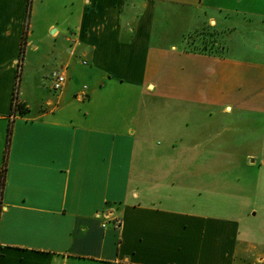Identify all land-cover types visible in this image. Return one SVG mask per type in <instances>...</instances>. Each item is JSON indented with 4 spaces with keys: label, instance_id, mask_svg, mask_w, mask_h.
<instances>
[{
    "label": "crops",
    "instance_id": "1",
    "mask_svg": "<svg viewBox=\"0 0 264 264\" xmlns=\"http://www.w3.org/2000/svg\"><path fill=\"white\" fill-rule=\"evenodd\" d=\"M248 2L0 0V264H264L241 221L166 204L173 160L146 154L151 101L264 112V68L245 93L187 45ZM166 114L168 137L190 115Z\"/></svg>",
    "mask_w": 264,
    "mask_h": 264
},
{
    "label": "rangeland",
    "instance_id": "2",
    "mask_svg": "<svg viewBox=\"0 0 264 264\" xmlns=\"http://www.w3.org/2000/svg\"><path fill=\"white\" fill-rule=\"evenodd\" d=\"M227 16L226 12L221 16L224 25L218 28V35L216 29L208 26L192 34L187 45L193 51L222 54L228 65L225 71L236 70L242 78L243 91L248 93L250 88L262 87L257 80L264 68V0H249L245 12ZM236 101H227L233 111L225 113L217 102L201 105L151 101L158 109L153 122L157 131L150 135L145 132L148 139L154 140L146 154L173 160L168 188L162 189L171 196L166 204L190 206L241 221L245 233L249 232V242L257 248L256 253H262L264 112L243 109ZM168 106L190 114L177 116V124L170 132L172 137L161 128L167 125ZM180 137L185 142L178 141ZM183 144L197 147L186 148ZM183 157L189 162L182 163Z\"/></svg>",
    "mask_w": 264,
    "mask_h": 264
},
{
    "label": "built area",
    "instance_id": "3",
    "mask_svg": "<svg viewBox=\"0 0 264 264\" xmlns=\"http://www.w3.org/2000/svg\"><path fill=\"white\" fill-rule=\"evenodd\" d=\"M66 82V76L62 71H56L53 73V88L55 90H61ZM115 226L119 228L121 226V220H114Z\"/></svg>",
    "mask_w": 264,
    "mask_h": 264
},
{
    "label": "trees",
    "instance_id": "4",
    "mask_svg": "<svg viewBox=\"0 0 264 264\" xmlns=\"http://www.w3.org/2000/svg\"><path fill=\"white\" fill-rule=\"evenodd\" d=\"M28 111L27 107L23 104H17V107L14 108V113L15 112H20L21 114H25Z\"/></svg>",
    "mask_w": 264,
    "mask_h": 264
}]
</instances>
